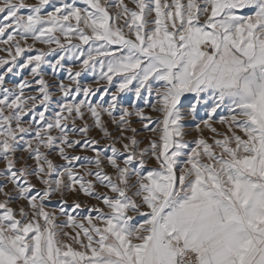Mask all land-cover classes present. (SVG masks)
Segmentation results:
<instances>
[{
  "label": "snow or ice",
  "instance_id": "obj_1",
  "mask_svg": "<svg viewBox=\"0 0 264 264\" xmlns=\"http://www.w3.org/2000/svg\"><path fill=\"white\" fill-rule=\"evenodd\" d=\"M0 51V264H264V0H0Z\"/></svg>",
  "mask_w": 264,
  "mask_h": 264
},
{
  "label": "rangeland",
  "instance_id": "obj_2",
  "mask_svg": "<svg viewBox=\"0 0 264 264\" xmlns=\"http://www.w3.org/2000/svg\"><path fill=\"white\" fill-rule=\"evenodd\" d=\"M27 2H28V3H34L35 0H27ZM38 46H39V45H38ZM3 55H7V53H5V52H3V51H0V56H3ZM66 66H67V65H66ZM73 67H78V65H73ZM46 71H49V72H50L49 69H46ZM25 74H27V73H25ZM65 76H66V73H65V72H62V73L60 74V78H61V79L65 78ZM48 78H49L50 80L53 79L51 76H49ZM14 79L19 80L20 77H15ZM82 82H85V83H94V80H93L92 74H91V73H87V74H85V79H84ZM29 94H30V91H29ZM54 95H59V93H54ZM141 106H143V105L141 104ZM145 111L147 112V111H150V110L146 108ZM152 115H153V116H156V115H158V114H157V113H152ZM93 135H98V133L94 131V132H93ZM142 135H146V134L142 133ZM190 138H191V137H189V139H190ZM102 143H103V141H102ZM3 166H4V165H3V161H0V168H2ZM69 199H71V198H69Z\"/></svg>",
  "mask_w": 264,
  "mask_h": 264
}]
</instances>
